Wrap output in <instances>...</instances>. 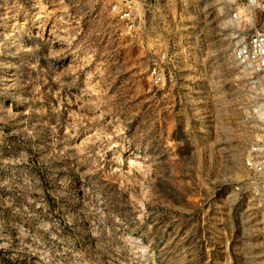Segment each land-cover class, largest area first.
I'll return each instance as SVG.
<instances>
[{"label": "rangeland", "instance_id": "1", "mask_svg": "<svg viewBox=\"0 0 264 264\" xmlns=\"http://www.w3.org/2000/svg\"><path fill=\"white\" fill-rule=\"evenodd\" d=\"M231 6L146 0L129 30L104 0H0V264H264L233 194L259 14Z\"/></svg>", "mask_w": 264, "mask_h": 264}, {"label": "built area", "instance_id": "2", "mask_svg": "<svg viewBox=\"0 0 264 264\" xmlns=\"http://www.w3.org/2000/svg\"><path fill=\"white\" fill-rule=\"evenodd\" d=\"M109 3L110 12L125 28L134 27L135 14L139 4L146 0H104ZM232 4L230 21L232 25L238 20L247 21L257 18L259 23L232 49L236 62L247 66L264 86V0H223ZM241 5L246 9L241 8ZM244 12V13H243ZM154 81H165V75L158 67L153 68ZM255 116V134L244 155L240 179L235 184L233 194L238 200L254 202L260 213L264 240V96L262 101L253 106ZM264 255V253H263Z\"/></svg>", "mask_w": 264, "mask_h": 264}, {"label": "clouds", "instance_id": "3", "mask_svg": "<svg viewBox=\"0 0 264 264\" xmlns=\"http://www.w3.org/2000/svg\"><path fill=\"white\" fill-rule=\"evenodd\" d=\"M144 251H147V249L145 248Z\"/></svg>", "mask_w": 264, "mask_h": 264}]
</instances>
